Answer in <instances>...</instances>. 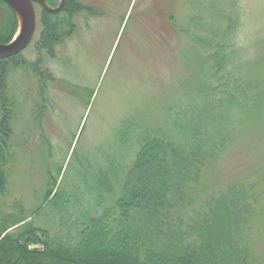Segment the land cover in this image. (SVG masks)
<instances>
[{
  "label": "trees",
  "instance_id": "trees-1",
  "mask_svg": "<svg viewBox=\"0 0 264 264\" xmlns=\"http://www.w3.org/2000/svg\"><path fill=\"white\" fill-rule=\"evenodd\" d=\"M183 2L185 12L172 30L200 58V69L181 100L168 106L159 124L124 121L122 127L132 126V133L104 156L96 185L78 173L76 183L64 189L59 184L63 167L52 176L41 162L44 182L39 189L34 186L31 201L13 189L19 151L28 152L31 142L14 138L16 104L9 77L30 69L48 103L47 82L56 78L47 61L58 59V47L76 35L79 21L100 15L82 0H65L57 12L38 5L41 33L34 43L35 59L19 54L0 60V264H261L241 246L246 244L242 215L251 210L245 192L212 193L202 206L197 198L208 167L258 124L252 120L260 119L264 78L243 56L239 0L227 5L224 0ZM60 3L47 1L50 8ZM0 5L7 11L0 42L8 43L18 19L8 4L0 0ZM44 108L38 103L36 113ZM41 138L50 148L44 133ZM33 152L34 157L40 153ZM48 202H54V224L39 218Z\"/></svg>",
  "mask_w": 264,
  "mask_h": 264
},
{
  "label": "rangeland",
  "instance_id": "rangeland-1",
  "mask_svg": "<svg viewBox=\"0 0 264 264\" xmlns=\"http://www.w3.org/2000/svg\"><path fill=\"white\" fill-rule=\"evenodd\" d=\"M100 1L107 2V12L97 8L104 15L88 19V28L79 21L76 35L58 47V59L47 61L56 78L47 82L48 103L43 102L40 81L30 69L16 70L9 77V94L16 104L14 138L21 144L31 142L30 154L26 148L19 151V175L13 189L31 201L33 188H41L44 182L39 174L41 162L52 176L63 167L59 184L64 189L76 183L78 173H86L88 185H96L104 156L112 153L118 139L127 142L132 133V126L122 127L124 121L163 122L168 106L181 100L200 69V58L195 59L186 39L172 30L185 12L183 0ZM239 1L243 56L264 78V0ZM35 8L39 16L38 4ZM40 33L39 23L23 52L28 61L35 59L34 43ZM38 103L45 106L41 113H36ZM252 121L259 122L242 132L220 161L208 167L197 205L202 206L207 195L229 188L245 192L251 210L242 215L246 244L241 246L264 264V101L260 119ZM42 133L50 148L43 144ZM33 150L40 153L34 157ZM53 207L54 202H48L39 218L56 223Z\"/></svg>",
  "mask_w": 264,
  "mask_h": 264
},
{
  "label": "water",
  "instance_id": "water-1",
  "mask_svg": "<svg viewBox=\"0 0 264 264\" xmlns=\"http://www.w3.org/2000/svg\"><path fill=\"white\" fill-rule=\"evenodd\" d=\"M8 4L16 13L18 19V31L21 20V31L16 38L18 31L12 41L6 44L0 43V59H6L12 56L22 53L34 39L38 16L35 8V4L40 5L42 8L50 11H60L65 3V0H61L60 5L57 8H50L47 5L48 0H1ZM16 38V39H15Z\"/></svg>",
  "mask_w": 264,
  "mask_h": 264
},
{
  "label": "flooded vegetation",
  "instance_id": "flooded-vegetation-1",
  "mask_svg": "<svg viewBox=\"0 0 264 264\" xmlns=\"http://www.w3.org/2000/svg\"><path fill=\"white\" fill-rule=\"evenodd\" d=\"M86 5L88 6V7H92V8H94V7H96V9L98 8V9H102V8H104V10H102V11H104V12H107V11H105V9L106 8H108L107 7V2L105 1L104 3L103 2H101L100 0H99V3L98 4H93L92 3V0H89L87 3H86ZM106 5V6H105ZM1 6V5H0ZM107 10V9H106ZM109 11H111V9H109ZM103 16L104 14L102 13V14H100V15H96V16H91L90 14H89V16H88V18L86 17V19H84V25L86 24V27L88 28V24H87V20L88 19H91V18H98V17H100V16ZM37 16H38V14H37ZM6 18H7V11L6 10H3L2 8L0 9V25H4V26H6L5 24V21H6ZM0 43H2V42H0ZM9 43V42H8ZM32 43V42H31ZM31 43H30V45H31ZM2 44H6V43H2ZM29 45V46H30ZM28 46V47H29ZM27 47V48H28ZM26 48V49H27ZM25 51V50H24ZM23 51V52H24ZM23 52L22 53H20V55H23ZM12 57H14V56H12ZM24 57V56H23ZM25 58V57H24ZM8 59H12L11 57H9V58H6V60H8ZM26 59V58H25ZM0 60H3V59H0Z\"/></svg>",
  "mask_w": 264,
  "mask_h": 264
},
{
  "label": "bare ground",
  "instance_id": "bare-ground-1",
  "mask_svg": "<svg viewBox=\"0 0 264 264\" xmlns=\"http://www.w3.org/2000/svg\"><path fill=\"white\" fill-rule=\"evenodd\" d=\"M20 31H21V20H20V24H19V31H18V34H17L16 38L19 36ZM16 38H15V39H16Z\"/></svg>",
  "mask_w": 264,
  "mask_h": 264
}]
</instances>
